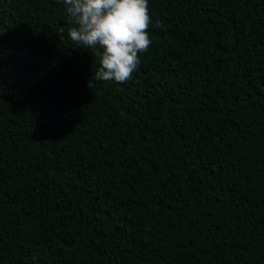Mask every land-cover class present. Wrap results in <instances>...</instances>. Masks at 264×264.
I'll list each match as a JSON object with an SVG mask.
<instances>
[{"label": "trees", "instance_id": "obj_1", "mask_svg": "<svg viewBox=\"0 0 264 264\" xmlns=\"http://www.w3.org/2000/svg\"><path fill=\"white\" fill-rule=\"evenodd\" d=\"M100 81L61 0H0V264H264V0H149Z\"/></svg>", "mask_w": 264, "mask_h": 264}, {"label": "clouds", "instance_id": "obj_2", "mask_svg": "<svg viewBox=\"0 0 264 264\" xmlns=\"http://www.w3.org/2000/svg\"><path fill=\"white\" fill-rule=\"evenodd\" d=\"M68 36L99 57L96 80L127 82L152 41L149 0H61Z\"/></svg>", "mask_w": 264, "mask_h": 264}]
</instances>
